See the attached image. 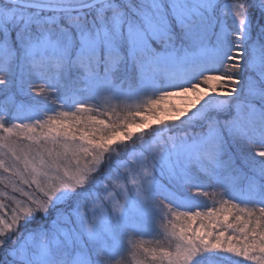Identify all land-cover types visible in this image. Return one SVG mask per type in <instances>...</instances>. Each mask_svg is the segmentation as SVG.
Masks as SVG:
<instances>
[{"label": "snow or ice", "instance_id": "obj_1", "mask_svg": "<svg viewBox=\"0 0 264 264\" xmlns=\"http://www.w3.org/2000/svg\"><path fill=\"white\" fill-rule=\"evenodd\" d=\"M0 196V264H264V0H0Z\"/></svg>", "mask_w": 264, "mask_h": 264}, {"label": "rangeland", "instance_id": "obj_2", "mask_svg": "<svg viewBox=\"0 0 264 264\" xmlns=\"http://www.w3.org/2000/svg\"><path fill=\"white\" fill-rule=\"evenodd\" d=\"M134 103H138V102H134ZM163 106L164 105L162 102L161 107H163ZM133 110H135V108H133ZM118 111H119V109H118ZM207 191L209 192V195L207 197H202L200 200L202 210H203L204 205L213 206V201H219V199H220V197L218 195H215L213 193V190L208 189ZM0 200H5L7 202V197L0 196ZM195 210L196 209H193V211H195ZM156 240H157V238L152 237V236H143V237L131 238L130 252L126 254L128 264H137V261L139 259H141L140 256L133 255V253L135 252V245L143 244L146 247H153L156 244ZM246 264H255V262L250 261V262H246Z\"/></svg>", "mask_w": 264, "mask_h": 264}]
</instances>
